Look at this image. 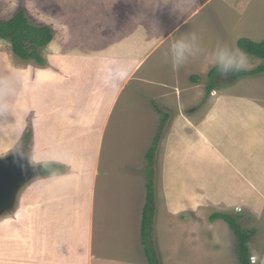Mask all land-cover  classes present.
<instances>
[{"label": "rangeland", "instance_id": "obj_1", "mask_svg": "<svg viewBox=\"0 0 264 264\" xmlns=\"http://www.w3.org/2000/svg\"><path fill=\"white\" fill-rule=\"evenodd\" d=\"M22 10L50 26L54 40L44 67L0 40V74L18 71L24 81L13 110L0 114V159L27 142L33 165L64 171L33 179L0 217V264H40L51 247L60 264L100 258L92 246L91 258L65 252L85 240L86 225L88 243L109 242L108 252L122 238L140 245L146 156L164 118L154 103L169 114L155 158L161 264H240L237 238L217 214L256 230L251 264H264V74L225 76L208 94L210 55L178 70L167 55L184 34H197L205 53L264 40V0H0L2 21ZM248 59V70L264 63ZM69 210L85 221L70 224ZM141 252L131 251L128 263Z\"/></svg>", "mask_w": 264, "mask_h": 264}, {"label": "trees", "instance_id": "obj_2", "mask_svg": "<svg viewBox=\"0 0 264 264\" xmlns=\"http://www.w3.org/2000/svg\"><path fill=\"white\" fill-rule=\"evenodd\" d=\"M0 40L7 41L11 45L12 53L18 59L24 62L35 63L39 67H44L47 62L43 54V50L54 40V31L50 26L36 25L25 13L24 10L17 13L9 20H0ZM238 48L245 52L248 56L261 59L264 61V40L260 42L253 41L249 38H241L237 42ZM259 74H264V63L253 70H246L229 74L232 81L244 77H252ZM210 82L208 86V94L218 89L220 79H224L217 67L209 73ZM218 77V78H217ZM222 79V80H223ZM194 81H198L197 76L193 77ZM154 103V102H153ZM155 110L164 116L157 137L154 140L153 146L148 151L146 156L148 165L146 169V187H147V202L143 210L141 222V242L144 248L148 264H161L160 256L157 251L155 238L153 236V224L156 215V196H155V158L157 148L161 138V133L165 128L166 121L169 119V114H165L155 103ZM31 134L26 135L29 140ZM41 171L44 175H57L64 171L63 166L59 164H47L41 166ZM213 220L222 219L226 221L233 230L237 241V255L240 264H251V248L252 239L256 235L255 229L247 230L239 224L237 217L227 214H217L212 217Z\"/></svg>", "mask_w": 264, "mask_h": 264}, {"label": "clouds", "instance_id": "obj_3", "mask_svg": "<svg viewBox=\"0 0 264 264\" xmlns=\"http://www.w3.org/2000/svg\"><path fill=\"white\" fill-rule=\"evenodd\" d=\"M198 54L210 55L213 65L218 68L222 76L246 71L250 67L247 54L238 48H232L226 43H218L210 53H205L199 37L195 33L184 34L175 39L167 53L172 61L173 68L177 70L191 57ZM23 86V76L20 72L6 70L3 74H0V114L13 110L15 98ZM31 162L33 163L32 158Z\"/></svg>", "mask_w": 264, "mask_h": 264}, {"label": "crops", "instance_id": "obj_4", "mask_svg": "<svg viewBox=\"0 0 264 264\" xmlns=\"http://www.w3.org/2000/svg\"><path fill=\"white\" fill-rule=\"evenodd\" d=\"M74 141H75V139H74ZM72 143H75V142H72ZM77 194L79 195L78 192H77ZM76 197H77V195L74 194V198H76ZM73 201H75V200H73ZM73 204H74V202H73ZM76 206L77 205H74V210H75ZM82 206L83 205H81V207ZM71 208H72V206H71ZM75 213H76V210H75ZM87 215H88V218L90 219L91 218L90 217V213H87ZM68 216H69V221H70L69 223L70 224L72 223L73 225L74 224L77 225L78 222H82V219H83L81 214H79L78 216L75 214V216H73V212H71L70 210H69ZM78 218H79V220L75 221ZM58 219H59V217H57V219L53 218L49 224L51 226L53 224H54V226H57L58 222H61V219H59V220ZM84 221H85V218L83 219V222ZM87 221L88 220H86V222ZM45 225H48V224L46 223ZM54 229H55V232L58 231L57 234H55L53 232L54 236L58 237L59 235H62L61 232H59V230H58L59 228H55L54 227ZM85 230H86V232H85V235L83 237L85 240L80 239L76 243L70 242L72 245L69 243L68 246L65 247V252H68L69 251L68 249H70V250H72L74 252L73 255L74 256L79 255L80 259H82L84 256H88L89 258H91L94 254L90 250V248L89 249L87 248V246H89V247L92 246L94 250L96 249L97 253H101L102 252V255H100L102 257H100V258H104V259L102 260V259H100L99 257L96 256L91 261L90 260L77 261L76 262L77 264H136V263H128V261H130V253H131V251L140 250L141 247H142V252H141L142 258L140 256H137V261L139 262L137 264H140L141 262L144 263L145 261H146L145 264H148L147 259H146V255H145V252H144V248H143V245H142V242H141V224H140V229H139L140 230L139 231L140 234H139L138 242L140 241V245H142V246L137 245L138 243L135 246H131L130 242L127 241V243H126L125 239L122 238L121 239L122 242H119V244L116 243L115 244V250H113L112 252L109 251L110 253L107 251V249L110 246L109 242H107L108 246H106V245L102 246L101 244H99V242H97L96 244L94 243V245H93V243H88V241H90V239H91V237H90L91 236L90 227H88L86 225V229ZM59 237H61V236H59ZM28 239H30L32 241V239H36V238H34V236L32 235L30 238H27V240ZM102 247H104V250L102 249ZM56 251H57L56 247H51L50 249H48V251L46 253H43L42 255H44V256H42V257H44V258L41 259L42 263H40V264H60L58 262L59 259H58V261H52L51 260V259H55L56 258ZM31 253L34 254L33 248H31ZM31 256H30V258H31ZM139 258H141V260H139ZM31 264H34V263H31ZM36 264H38V263H36Z\"/></svg>", "mask_w": 264, "mask_h": 264}, {"label": "water", "instance_id": "obj_5", "mask_svg": "<svg viewBox=\"0 0 264 264\" xmlns=\"http://www.w3.org/2000/svg\"><path fill=\"white\" fill-rule=\"evenodd\" d=\"M41 175V167L29 160L27 142L12 155L0 159V217L14 209L21 189Z\"/></svg>", "mask_w": 264, "mask_h": 264}]
</instances>
